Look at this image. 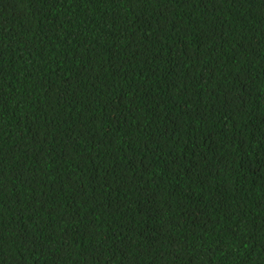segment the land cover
Wrapping results in <instances>:
<instances>
[{"label": "trees", "instance_id": "16d2710c", "mask_svg": "<svg viewBox=\"0 0 264 264\" xmlns=\"http://www.w3.org/2000/svg\"><path fill=\"white\" fill-rule=\"evenodd\" d=\"M0 264H264V0H0Z\"/></svg>", "mask_w": 264, "mask_h": 264}]
</instances>
